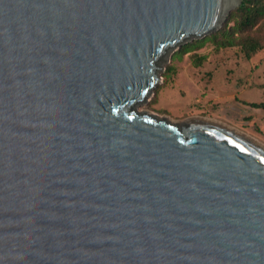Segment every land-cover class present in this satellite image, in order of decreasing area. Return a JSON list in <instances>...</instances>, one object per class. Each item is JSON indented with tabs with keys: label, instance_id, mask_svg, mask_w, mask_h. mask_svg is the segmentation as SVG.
Returning <instances> with one entry per match:
<instances>
[{
	"label": "water",
	"instance_id": "obj_1",
	"mask_svg": "<svg viewBox=\"0 0 264 264\" xmlns=\"http://www.w3.org/2000/svg\"><path fill=\"white\" fill-rule=\"evenodd\" d=\"M240 2L0 0V264H264V149L137 110Z\"/></svg>",
	"mask_w": 264,
	"mask_h": 264
},
{
	"label": "rangeland",
	"instance_id": "obj_2",
	"mask_svg": "<svg viewBox=\"0 0 264 264\" xmlns=\"http://www.w3.org/2000/svg\"><path fill=\"white\" fill-rule=\"evenodd\" d=\"M181 50L166 54L161 82L137 110L178 123L213 121L264 147V112L250 106L263 100L264 45L250 59L239 47L216 48L209 41Z\"/></svg>",
	"mask_w": 264,
	"mask_h": 264
},
{
	"label": "trees",
	"instance_id": "obj_3",
	"mask_svg": "<svg viewBox=\"0 0 264 264\" xmlns=\"http://www.w3.org/2000/svg\"><path fill=\"white\" fill-rule=\"evenodd\" d=\"M205 41H209L216 48L239 47L244 57L250 59L264 45V0H241L218 31L204 40L183 45L181 52L200 48ZM261 88L263 100L260 103H250V106L264 112V83Z\"/></svg>",
	"mask_w": 264,
	"mask_h": 264
},
{
	"label": "bare ground",
	"instance_id": "obj_4",
	"mask_svg": "<svg viewBox=\"0 0 264 264\" xmlns=\"http://www.w3.org/2000/svg\"><path fill=\"white\" fill-rule=\"evenodd\" d=\"M205 120H206V119H205ZM207 121H209V120H207ZM209 122H213V121H209ZM214 123H216V122H214ZM217 124H219V123H217ZM220 125H222V124H220ZM222 126H223V127H226L227 129H229V130H231V131H233V132H235V133H237L238 135L242 136L243 138H245V139L251 141L253 144L258 145V146H260L261 148L264 149V147H263L262 145L257 144L255 141H253V140H251V139H249V138H246L245 136L239 134L238 132H236V131L230 129L229 127H227V126H225V125H222Z\"/></svg>",
	"mask_w": 264,
	"mask_h": 264
}]
</instances>
